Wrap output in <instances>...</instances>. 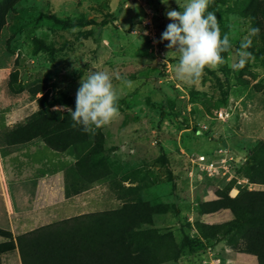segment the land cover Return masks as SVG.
Instances as JSON below:
<instances>
[{"label":"rangeland","instance_id":"obj_1","mask_svg":"<svg viewBox=\"0 0 264 264\" xmlns=\"http://www.w3.org/2000/svg\"><path fill=\"white\" fill-rule=\"evenodd\" d=\"M186 3L21 0L7 12L0 31V194H9L18 216L2 217L0 228H12L17 237L139 199L164 207L152 216L151 224L140 228L149 232V243L159 242L156 257L163 259L176 252L173 245L184 237H200L198 223L232 219L228 210L200 215L199 205L214 200L216 191L227 186L232 187L231 198L251 188L240 170L264 143V40L251 36L247 51L254 59L236 68L240 43L251 32V22L242 13L243 0H211L208 11L216 14L221 35L229 34L232 49L223 54L224 65L205 68L199 81L179 79L178 56L161 34L172 22L166 11L183 10ZM89 71L113 76L121 115L92 132L102 137V151L96 156L99 167L105 166L110 174L83 184L74 169L85 152L82 148L60 153L40 140L13 148L5 141L37 112L36 100L43 94L51 110L67 111L63 102L76 100L80 81ZM117 75L132 81V87L115 79ZM11 86L19 92H11ZM29 87L38 93L31 95ZM200 156L204 162L198 161ZM25 216L31 224L18 227ZM160 264L257 262L223 240L201 252L185 250L177 260Z\"/></svg>","mask_w":264,"mask_h":264},{"label":"trees","instance_id":"obj_2","mask_svg":"<svg viewBox=\"0 0 264 264\" xmlns=\"http://www.w3.org/2000/svg\"><path fill=\"white\" fill-rule=\"evenodd\" d=\"M21 0H4L0 6V31L4 18ZM242 13L251 22V29L258 28L255 39L264 40V0H243ZM13 80L16 75L13 73ZM13 93L19 92L10 87ZM35 95L38 91L29 87ZM75 101L68 99L64 107L75 110ZM37 112L24 125L16 127L6 138V146L19 147L40 140L52 151L64 153L70 148H82L74 169L80 182L92 184L110 173L99 167L96 156L101 153V136L85 132L81 125H74L68 111L51 110L48 97L43 94L36 100ZM95 138L98 140L96 141ZM249 184L264 186V143L255 152L253 160L245 161L240 170ZM232 187L216 191V198L199 205L200 215L230 211L232 219L222 224L196 228L199 238L184 237L173 245L170 257L157 259L159 242L149 243V232L141 226L149 225L152 216L163 212L138 200H129L119 208L79 215L48 224L14 237L9 230L0 229V255L18 251L21 264H160L177 260L185 250L201 252L225 241L238 253L250 255L257 264H264V191L242 190L234 198L228 196ZM171 252V248L166 250Z\"/></svg>","mask_w":264,"mask_h":264},{"label":"clouds","instance_id":"obj_3","mask_svg":"<svg viewBox=\"0 0 264 264\" xmlns=\"http://www.w3.org/2000/svg\"><path fill=\"white\" fill-rule=\"evenodd\" d=\"M210 3L211 0H187L183 10L168 9L165 13L172 22L161 34V40L167 41L168 48L178 56L175 65L177 77L191 83L200 80L205 68L215 69L224 65L226 59L223 54L232 49L229 34L221 35L216 14L208 11ZM258 33L259 29L253 28L250 35L241 41L236 68H243L249 60L254 59L247 49L252 45L251 36ZM115 79L127 87L133 85L132 81L118 75ZM66 110L74 122L73 126L81 125L85 132H94L110 125L121 115L113 76L108 71H89L87 77L80 81L75 110Z\"/></svg>","mask_w":264,"mask_h":264},{"label":"crops","instance_id":"obj_4","mask_svg":"<svg viewBox=\"0 0 264 264\" xmlns=\"http://www.w3.org/2000/svg\"><path fill=\"white\" fill-rule=\"evenodd\" d=\"M251 185V184H250ZM252 188L254 189V191H264V186H260V185H251V188L250 190H252ZM9 194L7 193H4V194H0V219L2 217H4L2 219L3 220H6V219H9V220H12L14 219V217L18 216L17 212L14 211V206H13V203L11 202L10 198H9ZM75 197V196H74ZM80 199V197H77ZM82 204V203H81ZM27 215V214H26ZM24 223L22 224L21 221L18 223V227H28V225L31 224L30 222V217H26L25 216V219H23ZM9 227V226H8ZM10 227H13L10 225ZM16 228V227H15ZM0 229H3V228H0ZM9 231L12 230V228H8ZM13 234V233H12ZM14 236V235H13ZM4 242V240L2 238H0V243ZM254 258V257H253ZM255 259V258H254ZM0 264H21V261H20V257H19V253L17 250H15L14 252L12 253H9V254H3V255H0Z\"/></svg>","mask_w":264,"mask_h":264},{"label":"built area","instance_id":"obj_5","mask_svg":"<svg viewBox=\"0 0 264 264\" xmlns=\"http://www.w3.org/2000/svg\"><path fill=\"white\" fill-rule=\"evenodd\" d=\"M198 159V161H201V162H204L205 161V157H203V156H200L199 158H197ZM211 164V167H212V164L213 163H210Z\"/></svg>","mask_w":264,"mask_h":264}]
</instances>
